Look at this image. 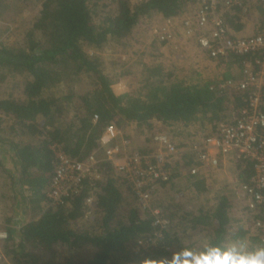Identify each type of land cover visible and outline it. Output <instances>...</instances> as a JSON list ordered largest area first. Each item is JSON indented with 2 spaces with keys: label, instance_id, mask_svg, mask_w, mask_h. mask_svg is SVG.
<instances>
[{
  "label": "trees",
  "instance_id": "obj_1",
  "mask_svg": "<svg viewBox=\"0 0 264 264\" xmlns=\"http://www.w3.org/2000/svg\"><path fill=\"white\" fill-rule=\"evenodd\" d=\"M195 1L112 0L113 9L103 0H0V213L11 224L22 203L28 215L19 229L4 227L0 264H200L202 259L235 264L264 249V228H251L258 220L264 223V205L249 210L247 219L236 216L224 192L229 183L214 187L219 167L210 181L203 173L180 179L175 167L154 200L159 215L141 209L131 184L104 159L96 166L101 178L83 181L65 205L48 197L56 164L52 145L74 160L93 152L102 158L100 137L109 124L124 130L134 125V133L149 140L153 130H162L159 122L213 133L238 116L241 95L231 101L228 93L210 90L211 83L180 77L159 62L136 68L144 55L130 64L99 55L114 46L126 53L142 42L143 23L182 17ZM247 13L258 22L264 9L255 5L228 16L235 31L243 28ZM12 25L23 29L20 44L2 39ZM109 61L117 68L109 70ZM124 83L129 88L118 94L115 85ZM187 154L184 166L195 165ZM230 160L238 181L251 183L252 163L237 156ZM158 218L166 223H156ZM202 231L205 236L187 246V239ZM205 250H211L207 257Z\"/></svg>",
  "mask_w": 264,
  "mask_h": 264
},
{
  "label": "built area",
  "instance_id": "obj_2",
  "mask_svg": "<svg viewBox=\"0 0 264 264\" xmlns=\"http://www.w3.org/2000/svg\"><path fill=\"white\" fill-rule=\"evenodd\" d=\"M132 1L137 3L140 0ZM103 3L114 9L112 0H103ZM255 5L264 9V0H196L184 16L178 17L183 34L193 38L209 58L230 71L234 72L237 68V72H240L239 78L233 76L210 84V90L228 93L231 101H236L235 97L241 95L242 103L237 108L236 118L220 124L213 133L198 131L188 149L178 147L168 132L153 130L149 139L152 152L143 153L131 148V139L126 138L124 130L114 123L107 125L100 137L102 158L93 152L84 160H74L52 145L56 164L48 193L50 202L65 205L82 187L83 181L100 179L96 166L104 159L112 163L122 181L131 184L141 209L159 215V209L153 207L159 186L171 180L176 162L184 152H188L193 155L195 165L187 166L182 172L184 175H208V172L220 167L221 159L237 156L249 160L254 170L251 183H241L237 178L234 180L244 200L238 216L242 217L243 213L263 206L264 14L262 21H254L251 35L246 36L235 35L227 19L228 16H235L240 9L246 11ZM251 15L247 13L246 17L243 16L241 24ZM163 21L154 27L156 36L161 42L174 41V20ZM239 57H243V60L237 63ZM97 119L95 115L94 120ZM144 139L148 138L143 136ZM93 201L92 195L86 198L89 205ZM90 213L88 209L86 214ZM248 213L243 216L244 219L248 218ZM156 223L165 224L166 221L158 218ZM251 228L252 231L264 228V223L258 220ZM6 237V231H0V239Z\"/></svg>",
  "mask_w": 264,
  "mask_h": 264
},
{
  "label": "crops",
  "instance_id": "obj_3",
  "mask_svg": "<svg viewBox=\"0 0 264 264\" xmlns=\"http://www.w3.org/2000/svg\"><path fill=\"white\" fill-rule=\"evenodd\" d=\"M179 18H175L174 19V31H175V35H176V39L174 41L171 42H161L158 37L156 36L155 33H153L152 31V37L155 36L153 39V42H156L157 45L155 46L156 49H150L151 47L147 46L148 43L145 42L147 41V36L145 35L144 38L142 39V42L140 44H135L136 46H139V51H141V53L138 54V57H140L141 55H144V59L143 61L141 60L140 62H138L139 65H136V68H141V67H149L152 64H155L156 62H159L165 66L168 67H174L179 73H180V77H182L183 72H187V70H191L190 71V75H187L186 73V78L188 77H192V78H198L197 80L198 83L204 84V83H216L218 81L227 79V77H225V73H229L231 72L232 77H236L239 78L240 77V72H237V68H235L234 72L228 70L227 68H224L223 66H221L217 61L212 60L211 58H209L207 56V53L203 52L196 44V42L194 41L193 38H188L186 37L183 32H182V28H181V23L179 22ZM163 20H161L162 22ZM164 22V21H163ZM253 19H247L245 20V23L243 25V28L241 30L235 31V35L237 36H246V35H251L252 33V29H253ZM141 27V26H140ZM140 29V28H139ZM245 30V31H244ZM142 32H140L141 34ZM143 36V33L141 34ZM151 44V43H149ZM191 44V45H190ZM174 49L176 56L174 60H172V54L170 55H166V51L169 50L171 51V49ZM166 50V51H165ZM138 51V50H137ZM153 51V52H152ZM164 60V61H163ZM196 73V74H195ZM198 75V76H197ZM135 79L138 80L139 75L138 73L134 74ZM231 78V77H230ZM116 85L118 87H116ZM115 85V90L117 91L118 89H123V87L127 86V84H121ZM124 91V90H123ZM121 93V92H120ZM160 128H162L163 131H166L170 134L171 139L173 141L178 142L179 139L173 135V131H171V129H185V131H190L188 132V137H191L190 143H188L186 140L184 143L187 145H190L191 142L193 141V139H195V135L198 134L197 127H195L194 125H190V126H183L180 123H169V124H163V123H159ZM134 125H130L129 128H123L124 130V136L126 138L131 139V148H138V149H144V148H148L150 146V141L147 140H143L140 135L138 133H134ZM131 131V133L129 132ZM184 131V130H182ZM172 132V133H171ZM190 135V136H189ZM180 143V142H178ZM186 149L189 148V146H185ZM184 148V147H183ZM185 149V150H186ZM184 150V151H185ZM185 153V152H184ZM183 153V154H184ZM183 160V157L176 162V172H178L179 174V178H183L186 179V177H182V172L185 171L186 167L184 166V163L181 161ZM231 161L230 159H221V165H220V169L225 172L226 169L233 167L232 163L229 162ZM216 170L213 169L210 172H208V175H204L205 177H207L210 181L212 174L215 172ZM226 174V183L227 188L224 192L228 193L231 200L236 199L237 195L235 187V183L234 182V177L232 175H228ZM181 175V176H180ZM210 177V178H209ZM19 205V204H18ZM22 206V203H20V207ZM241 209V208H240ZM16 212H14V215L12 217V221L11 224L5 223L4 220V215L2 213H0V226H2L4 224V226H6L8 224V226L14 228V229H19L24 223H26L28 221L27 217L28 215L25 214L23 212V210L18 211L15 210ZM20 213V214H19ZM239 214H241V211L238 212ZM15 221V222H14Z\"/></svg>",
  "mask_w": 264,
  "mask_h": 264
},
{
  "label": "rangeland",
  "instance_id": "obj_4",
  "mask_svg": "<svg viewBox=\"0 0 264 264\" xmlns=\"http://www.w3.org/2000/svg\"><path fill=\"white\" fill-rule=\"evenodd\" d=\"M135 3V2H134ZM113 6H115V5H113ZM35 15V13H32V14H30V15H28L27 17H26V19L25 20H27L28 22L33 18V16ZM245 20H247V19H245ZM3 22H6V20L3 18V20H2ZM161 23V19L159 18V17H155V18H152V19H150V20H148V21H146L145 23H143V25L140 27V32H142L143 33V37L146 35L147 36V41H145V42H147L148 43V47L150 46L151 48L150 49H156V45H157V43L156 42H153V38L155 37V36H153L152 37V35H150V34H152V31H153V33H155L154 32V27H156L158 24H160ZM10 28H12L11 30H10V32L6 35L7 37H5V36H3V38L2 39H5L6 40V43H8V44H20V42H21V38H23V29H21V28H17L15 25H12ZM245 31V30H244ZM141 33V34H142ZM149 43H151V44H149ZM191 45V44H190ZM141 48V47H140ZM139 46H134V45H132V46H130L129 48H128V51H126V53L125 52H123L122 50H123V48L121 47V46H114V47H106V48H104L100 53H99V55L100 56H102L103 58H105V59H107V60H110V59H112V58H115V61H116V59L117 58H119V59H121L122 61H125V62H129V64H130V62H132V61H134V60H136V58H138V54L139 53H141V51H139ZM138 50V51H137ZM166 51V50H165ZM153 52V51H152ZM91 53H93V52H91ZM171 53H173L172 54V60H174L175 59V57L174 56H176V54H175V51H174V49L172 48L171 49V51H169V50H167L166 51V55H170ZM119 59H117V60H119ZM120 60V61H121ZM120 61L118 62V64H120ZM164 61V60H163ZM109 70H111L113 67H115V68H117L116 67V64H113L111 61H109ZM190 71L191 70H187V72H183L184 74L186 73L187 75H190ZM116 87H118L117 85H116ZM127 88H129L128 86H126V89ZM131 89V88H130ZM124 90V88L123 89H118L116 92L118 93V94H121L122 92H124L123 91ZM121 92V93H120ZM182 130H184V131H182ZM171 131H173V135H175L178 139H179V141L178 142H185L186 140H188L187 142L188 143H190V138L191 137H188V132H190V131H185V129H177V128H175V129H171ZM172 133V132H171ZM190 136V135H189ZM140 137L143 139V136H141L140 135ZM177 142V143H178ZM137 150H141V149H138V148H136ZM4 153V152H3ZM188 152H185L184 154H183V156L184 155H188L187 154ZM5 154V153H4ZM185 159H187V157H185ZM222 171V170H221ZM225 173H227L228 175L230 174V175H232V176H235L233 173H232V169H231V167L230 168H228V169H226L225 170V172H223L222 171V173L221 174H217L216 176H215V178H217V182H216V184H215V186L214 187H220L221 186V184H223V182L224 181H226V179H227V177H226V174ZM185 173H183L182 174V177L183 176H186V175H184ZM235 178L236 177H234V180H235ZM223 179V180H222ZM222 180V181H221ZM233 184H234V182H233ZM236 188H238L237 186L235 187V189ZM236 195H237V197H236V199H234V200H232L233 201V205H232V211H233V213L236 215V216H238V212L241 210L240 208H242V206H244V200H242V196H241V194L239 195V192L236 190V193H235ZM17 209H18V211H21L22 210V206L20 207V204L18 205V207H17ZM16 209V210H17ZM16 212V211H15ZM247 213L248 212H245V213H243V216H246L247 215ZM20 214V213H19ZM15 222V221H14ZM4 224L2 225V226H0V231H5L4 230ZM205 236V232L204 231H202V232H198L197 234H196V237H191L190 239L188 238L187 239V241H186V244H187V246L190 244V242H193V241H195L196 239H198V240H201L203 237Z\"/></svg>",
  "mask_w": 264,
  "mask_h": 264
},
{
  "label": "clouds",
  "instance_id": "obj_5",
  "mask_svg": "<svg viewBox=\"0 0 264 264\" xmlns=\"http://www.w3.org/2000/svg\"><path fill=\"white\" fill-rule=\"evenodd\" d=\"M210 251L211 250H205L204 254L206 257L210 255ZM200 264H228V261L224 259H202ZM235 264H264V249L254 251L251 257L236 261Z\"/></svg>",
  "mask_w": 264,
  "mask_h": 264
}]
</instances>
